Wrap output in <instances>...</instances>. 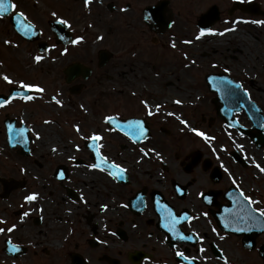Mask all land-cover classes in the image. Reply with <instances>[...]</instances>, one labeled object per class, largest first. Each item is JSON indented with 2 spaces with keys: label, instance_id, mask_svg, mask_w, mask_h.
I'll return each mask as SVG.
<instances>
[{
  "label": "flooded vegetation",
  "instance_id": "obj_1",
  "mask_svg": "<svg viewBox=\"0 0 264 264\" xmlns=\"http://www.w3.org/2000/svg\"><path fill=\"white\" fill-rule=\"evenodd\" d=\"M11 2L16 8L0 16V31L12 41V70L0 73L38 83L45 94L0 107V220L17 225L0 233V264H264V219L240 195L258 202L252 208H264V173L253 164L264 167V143L256 145L244 111L231 117L247 133L224 123L221 102L205 83L207 75L228 77L254 101L236 67L200 72L212 108L207 115L196 111L200 119L193 127L206 126L198 131L211 139L191 129L173 130L170 117H163V108L156 111L153 101H148L152 116L129 96L112 108L111 96L130 94L126 62L146 44L163 45L172 30L191 26L195 14L207 10V1L90 0L87 7L84 0ZM20 12L23 17L14 14ZM157 13L171 26L158 31ZM25 22L32 26L28 35L21 30ZM76 36L83 39L70 43ZM37 54L44 57L39 64L31 59ZM236 58L229 55L231 61ZM73 64L77 69L67 70ZM11 89L19 90L0 79V99ZM57 93L63 106L49 101ZM86 98L89 113L83 116ZM98 101L91 118V105ZM107 115L116 121H104ZM129 120H140L145 128L135 142L121 128ZM93 131L103 136L101 154L126 169L122 176L87 167L95 156L81 137ZM239 140L254 150L238 148ZM141 148L155 151L144 156ZM32 192L39 194L37 200L25 202ZM169 210L192 217L175 225L192 240L171 230ZM24 212L29 215L21 220ZM177 251L190 259L176 256Z\"/></svg>",
  "mask_w": 264,
  "mask_h": 264
},
{
  "label": "rangeland",
  "instance_id": "obj_2",
  "mask_svg": "<svg viewBox=\"0 0 264 264\" xmlns=\"http://www.w3.org/2000/svg\"><path fill=\"white\" fill-rule=\"evenodd\" d=\"M205 1L208 7L211 4H217L220 12L219 20L210 28L215 32L206 33L199 39H195V35L199 32L195 26L199 16L196 13L191 26L187 24L185 29L172 30L171 34L162 38L163 45L146 44V48L136 52L123 67L124 81L130 87V94L111 96L113 97L112 108H117V104L126 103L127 96L134 102L140 103V100H146L161 103L163 109L160 113L164 118L170 117L173 130L190 131L193 124L200 119L196 111L201 110L206 114L212 108L211 94L201 84L200 72L229 70V66L234 65L240 72V77L237 78L242 81L244 88H247L264 113V25L250 22L264 20V17L239 11L228 14L232 0ZM256 1L264 6V0ZM232 21H236L235 25ZM225 28L233 30L224 32ZM8 38L4 31H0V72L12 70V45L3 43ZM185 40L192 42L185 44L183 43ZM173 43L176 45L175 48L171 46ZM229 55L237 58L231 61ZM177 99L182 103L175 104L174 101ZM87 101V98L81 101L86 108L83 116L89 113ZM99 101L97 105H91V118L98 108ZM119 108L122 107L119 106ZM169 112L175 115H167ZM161 114L159 115L162 116ZM176 116L187 121L189 127L181 124ZM203 127L201 129L206 130ZM201 129L197 128V130ZM208 131L211 129L209 128ZM236 146L247 151L254 150L245 140H239Z\"/></svg>",
  "mask_w": 264,
  "mask_h": 264
},
{
  "label": "snow or ice",
  "instance_id": "obj_3",
  "mask_svg": "<svg viewBox=\"0 0 264 264\" xmlns=\"http://www.w3.org/2000/svg\"><path fill=\"white\" fill-rule=\"evenodd\" d=\"M90 3V0H84V5L85 7H87ZM16 8V4L12 3L11 0H0V12L2 13H7L10 10H14ZM15 15H17L18 17H23L24 13L20 12V13H14ZM52 16H56V13L53 12ZM253 24H257V25H264V20H252L250 21ZM57 23L63 24V25H68V21L63 20V19H57ZM233 25H235L236 21H232ZM171 26V25H169ZM31 25L27 24L26 22L23 23L21 25V30L23 31L24 35H28L30 30H31ZM233 29H229V28H225L223 31L224 32H228L231 31ZM215 30L213 29H205V28H201L199 30V32L195 35V39H199L200 37L204 36L206 33L212 34L214 33ZM220 35H223V33H218ZM101 37H97V39H100ZM83 39L82 36H76L75 39L70 40V43L72 44H76L79 41H81ZM192 41L191 40H185L183 41V43L185 44H190ZM3 43L5 45H12V41L9 39H5L3 41ZM173 48L176 47L175 43H173L171 45ZM35 63L39 64L44 57L37 54L35 56H33L31 58ZM225 71H228V69H225ZM0 79H3V81H5L7 84L9 85H14L16 86L19 90H14L11 91L10 95L4 99H0V107L7 105L10 101L14 100V99H20L23 100L25 102L27 101H34L37 99H43V96L45 94V88L42 87L41 85H39L38 83H32V82H26L24 80H14L12 78H10L7 74H3L0 73ZM225 84H230L231 82H223ZM49 101L58 105V106H63V101L59 98V93H57L56 95H52L49 97ZM140 103L144 106L145 110L147 111V115L148 116H152L155 113L151 110L152 109V105H150L146 100H140ZM175 104H181L182 101L177 99L174 101ZM81 109H83V105L80 106ZM154 108L156 111H159L161 108V105L159 103H156L154 105ZM167 115L169 116H173L175 115L174 113H167ZM104 121L108 122V123H113L116 121V117L115 116H111V115H107L103 117ZM176 119H178L180 121L181 124H183L185 127H189L187 121L181 119L179 116H176ZM45 124L51 123V121H44ZM9 127L11 128V125H9ZM72 128L74 129L75 132L80 133L81 129L80 126L77 123H73L72 124ZM121 128L124 129V135L125 136H130L133 141L135 142L136 140H138L141 137H144L145 134V128L143 126V123L140 120H129L126 121L123 125H121ZM109 131H111V129H108ZM23 129H20V134L22 135L23 133ZM191 131L193 133H195L198 136H201L205 139H211L209 137L206 136L205 133L198 131L195 127L191 128ZM37 139H40V133L39 131H37L35 133ZM82 139H84L85 141H89L90 143L87 144V147L93 152L94 156H95V161L89 165H87L88 168L90 169H99L101 171H107L108 175L110 176H116V177H120L124 174V172L126 171V169H124L121 164L116 163L114 161H109L107 159V157L103 156L101 154L100 148L101 145L98 143L99 141L103 140V136L100 135L98 132L93 131L90 135L87 136H83L81 137ZM76 149L79 150V145H75ZM239 147V146H238ZM53 151H55V149H52ZM154 149H148L145 150L144 148L140 149V152L143 153L144 156H148L150 153L154 152ZM155 155L157 157L160 156L159 152H156ZM69 159H74V157H69ZM254 166L261 172L264 173V167H262L259 163H256L255 161H253ZM21 171H24L23 169H21ZM61 178H63V173H60ZM240 195L243 197V200L247 202L249 209L251 212L253 213H258L259 217L264 219V208H252L251 206L253 204L258 203L257 201L251 199L249 196L244 195L243 192L240 193ZM39 194L36 192H32L29 193L28 195L24 196V201L25 202H31V201H35L37 200ZM102 208L104 207L103 205L101 206ZM29 213L28 212H24L23 215L20 217L21 220L24 219V217L28 216ZM168 218H171L172 223L171 225H169V227H171V230L174 232H177V234L180 236L181 239H185V240H192L193 236H184L182 234L179 233L178 229L175 228V225L177 223H179V221H182L184 219H192V217L188 216L187 214L181 215V216H174L173 213L171 212V210L168 211ZM0 225H5V227H0V233H3L5 231H7L8 233L13 232L17 225L16 224H11L10 226L7 225V222L4 220H0ZM227 227V225H225ZM240 229H237V231H239ZM213 231H215V229H213ZM198 239H203V237H197ZM221 239H223V237H221ZM15 247V246H14ZM199 251L203 252L204 249L201 248ZM176 256H182L185 260H189L190 258L187 256H184L183 252L177 251L176 252ZM221 259H224L223 256L220 257ZM225 264H227V262L225 261Z\"/></svg>",
  "mask_w": 264,
  "mask_h": 264
},
{
  "label": "water",
  "instance_id": "obj_4",
  "mask_svg": "<svg viewBox=\"0 0 264 264\" xmlns=\"http://www.w3.org/2000/svg\"><path fill=\"white\" fill-rule=\"evenodd\" d=\"M234 9H240L242 11H247L254 14L264 15V11H261L257 3L248 1L242 3L235 0L230 8V11ZM8 13V12H7ZM7 13L0 14L5 15ZM219 19V12L216 5H212L208 10L202 13L197 21V25L201 28L209 29ZM156 25L160 30L163 31L168 23H163L161 19V13H157ZM208 87L211 91H215L218 99L221 102V106L218 107V113L223 116L224 122L230 126H238L235 120L231 117L234 111H239L241 106L244 107L249 118L252 120L253 127L256 129L255 138L256 145L260 147L264 143V115L261 114L260 109L252 102L249 101L248 95L245 91H242L239 85L233 82L231 79L218 76V75H208L205 78ZM223 82H231L230 84H225Z\"/></svg>",
  "mask_w": 264,
  "mask_h": 264
}]
</instances>
